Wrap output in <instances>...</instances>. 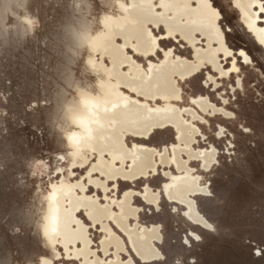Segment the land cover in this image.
Listing matches in <instances>:
<instances>
[{
	"label": "rangeland",
	"instance_id": "1",
	"mask_svg": "<svg viewBox=\"0 0 264 264\" xmlns=\"http://www.w3.org/2000/svg\"><path fill=\"white\" fill-rule=\"evenodd\" d=\"M161 2L177 3L175 10L183 11L188 6L196 10L195 16L183 22L207 20L213 24L214 34L203 37L199 33V42L191 43L176 30L148 23V48H140L134 41L132 47L126 48L139 68L124 63L121 70L139 80L143 75L150 76L155 65L188 59L195 67L193 72L204 70L211 76L209 83L221 89L213 95L184 82L189 75H175L177 97L157 98L149 104L152 110L159 104L176 107L181 113L200 101L195 99H206L203 95H207L211 102L232 113L228 118L213 111L194 116L181 113L197 129L191 146L216 151V162L209 167L201 158L190 163L194 174L202 178V185L209 189L207 195L193 197L198 212L212 226L207 229L185 218V207L177 211L164 197L159 202L162 211L156 213L137 196H145L149 189L159 195L166 193L173 181L184 176L174 164L165 166L157 161L156 169L135 182L109 180L96 171L102 167L101 154L80 146V138L84 137L94 142L97 150L98 146L102 148L106 138L101 132L113 129L112 120L97 112L99 103L111 114L130 100L141 103L137 88L123 86L115 79V62L101 51L109 44L114 26L128 20L139 23L130 19L128 10L138 8L164 15L167 9L161 7ZM190 2L0 0V264H46L47 260L53 264L85 263L82 256H74L81 248L79 244L70 246L68 253L63 242L51 237L62 222L61 210L55 203L61 194L67 196L66 209L75 218L71 227L77 228L81 222L89 226L91 247L96 252L101 240L113 233L104 231L103 223L91 222L82 205L73 210L72 202L77 198L94 199L107 206L131 194L132 205L140 209L132 222L165 225L163 240L158 244L164 259L146 264H184L189 254L192 264H264V255L255 254L264 248V28L240 0H215V7L208 0ZM229 28L230 33L224 31ZM117 43L124 45L123 38H118ZM158 47L170 49L164 59L156 54ZM239 48L247 51L249 63L241 66L233 55L232 60L237 61L234 67H240L236 76L221 79L207 72L209 64L223 72L221 53L227 57L229 50ZM200 50L216 55L220 68L209 59H199L195 53ZM234 79L242 87L233 84ZM230 87L236 91L231 92ZM221 99L229 103L221 105ZM93 127L101 130L94 131ZM218 127L226 128L224 139L216 138ZM173 130L158 131L150 145L162 151L164 146L179 144V131ZM228 137L231 141L225 142ZM180 145L184 143L180 141ZM130 150L134 152L132 146ZM79 152L89 158L90 165L79 166L83 164L77 158ZM98 180L107 187L97 185ZM79 182L87 186L85 192L78 189ZM173 208L175 213L170 211ZM114 210L120 212L116 206ZM115 212L110 214L117 215ZM110 224L113 232L123 235L112 221ZM185 230L202 234L190 250L181 247ZM92 258L93 255L91 260L95 261Z\"/></svg>",
	"mask_w": 264,
	"mask_h": 264
},
{
	"label": "bare ground",
	"instance_id": "2",
	"mask_svg": "<svg viewBox=\"0 0 264 264\" xmlns=\"http://www.w3.org/2000/svg\"><path fill=\"white\" fill-rule=\"evenodd\" d=\"M195 1L200 2V0H191L190 3ZM128 2L132 3V0H128ZM178 2L179 1H177V3ZM246 2L250 3L251 0H240L242 7L248 13L255 16V9L248 8ZM177 3L170 5L169 3L161 2V7L167 9L164 15L150 14L138 8H131L128 10L130 14L128 16L130 19L138 20L139 23L134 24L128 20L122 26H114L111 39L108 40L109 44H107L102 51L100 50L103 55L113 58L115 62V71L117 72L115 79L120 81L123 86L137 88L139 91L138 95L141 97V103L130 100L124 105H118L117 108L113 110V114L103 108L101 103L96 106L97 112L101 116L112 120L111 125L113 129H106V131L103 129L105 132H101L102 137L105 136L106 138L102 143V148L99 149L98 146L97 150V145L94 142L84 137L80 138V146L84 150L88 152L96 150L98 155L101 154L103 159V162H101L102 167L98 166L96 171L100 170L109 180L126 179V181L135 182L140 177H145L150 171L156 169L158 165L157 161H159V164L165 166L174 164L177 171L187 169L191 172L192 168L188 166V160H185L183 155L188 159L201 158L204 160L205 166L207 167L216 162V151L213 148V150L204 151L197 150L194 145L191 146L197 129L193 124L187 123V120L185 121L182 118V114L184 116H194L202 112H217L220 106L211 102L208 98H200L201 96L195 99L200 101L197 102L194 107H185L181 112L182 114L176 107L171 108L169 106L165 107L157 104L156 108L152 110L149 106V104L155 102L157 98L169 100L177 97L179 88L175 75L180 78L190 75L189 73H192L195 69L190 60L182 59L178 62L168 60L165 64L155 65L152 67V71H149L151 73L150 76L144 78L146 75H143L142 79L139 80L130 78L121 70V65L124 63L130 65L134 69L139 68V65L133 61L132 56L128 54L126 48L132 47V41L139 43L141 46L140 48H148L149 42L146 33V25L148 23L164 25L171 30H176L189 38L191 43L199 42L196 36L199 33V35L202 34L203 37L214 34V26L207 20L200 19L196 23L183 22L195 16L197 11L189 6L183 11L177 10V8L175 10ZM169 14H173L174 16L171 17ZM118 38H123L124 45H119L120 43H117ZM197 54L199 59H209L220 68L216 55L212 56L210 53L203 50H200ZM94 128L95 127L92 128L94 131L101 130L100 128ZM168 129H177V131H179V144L175 143L171 146H164L162 151L150 145L154 134L158 131ZM127 132L131 134L130 137L126 136L128 134ZM180 141L184 142V146L182 145L181 147ZM185 143L188 146H186ZM129 146L134 148V152H131ZM108 157L110 160L107 159ZM77 158L83 160V164L79 165L80 167L90 165V160L84 153L79 152ZM117 160L118 164L115 165V161ZM167 175L170 176L171 173L168 171ZM195 176L186 174L177 178L167 189L165 197L168 201L189 204L190 207H187L186 211L189 213L191 222H198L206 229L211 228V224L198 212L193 197H191V193L209 192L207 186L200 183L198 184V179ZM96 184L101 187H107L106 183L101 180L96 181ZM77 186L78 189L83 192L88 189L82 182H79ZM130 195L131 194H128L124 201L112 200L110 205L107 206L100 205L98 201L94 199L77 198L72 202L73 204L71 207L73 210L77 209L78 204L82 205L81 207L88 211L86 216L91 222L98 224L103 223L102 226L104 231L107 233L111 231V233H113L101 240L100 249L96 252V250L91 247L92 239L90 237L89 226L81 222L77 228L71 227L75 218H73L70 211L66 209L67 196L61 194L56 198L55 203L61 210L62 222L60 226L56 227V230L52 232V239L55 242H63L68 253L70 246L79 244L81 248L76 251L74 256H82L84 258L83 260H85L84 264H134V254L135 256H139V258L146 263L163 260L164 256L158 247V244H161L163 240L162 232L156 231L154 226L149 227L143 225L142 229H139L138 227H141L142 224H140V222H132L140 209L132 205ZM159 197V194L151 193L149 189L143 201L145 203L146 201L153 203V201H157ZM115 206L119 209V213L115 212ZM113 212L117 213V215L110 214ZM112 217H115V220H111L110 218ZM111 221L120 231L128 234V237H124L126 241L122 236L118 235L119 233L117 234V232L112 231L113 226L110 224ZM195 225H197V223ZM130 248L132 250H130ZM113 250H116V252H113ZM92 255V259H95V261L91 260ZM110 256L113 257L112 260H110ZM125 257H127V259H124ZM153 257H156V259H153ZM46 264L53 263L51 260H47Z\"/></svg>",
	"mask_w": 264,
	"mask_h": 264
},
{
	"label": "snow or ice",
	"instance_id": "3",
	"mask_svg": "<svg viewBox=\"0 0 264 264\" xmlns=\"http://www.w3.org/2000/svg\"><path fill=\"white\" fill-rule=\"evenodd\" d=\"M208 3H211L214 6L215 0H208ZM246 6L248 8H254L255 9V16L259 20V22L261 24V28H264V0H251L250 3L246 2ZM236 7L239 8V7H241V5H236ZM224 31L227 33H230L231 29L230 28L224 29ZM262 42H264V41H262ZM161 43H163V42L161 41ZM169 50L170 49L168 47H163V48L158 47L156 54H158L161 57V59H164L165 52L169 51ZM181 55H183V53H181ZM233 55H235L238 58V62L241 66L249 63V60L247 59V51L245 49L239 48L236 50H229V54L227 55V57H225L223 55V53H221L220 59L223 62V64H222L223 72H220L215 68H212L210 64L208 66L207 72H211L212 74L220 77L221 79L227 78L229 76H236L240 72V67H234V65L237 63V61L232 60ZM189 59H191V57H189ZM210 80H211V76L206 75V72L204 70H199L197 72H193L191 75L186 77L184 82H186L187 84H190L193 88H200L202 90H208L213 95H215V93L217 91H220L221 89L218 87V85L216 83L210 84L209 83ZM232 83L236 84L239 87H242L238 80L234 79V80H232ZM229 90L233 93L236 91L235 88H231V87ZM233 99H234V96H233ZM228 103H229V101L227 99H221V105H227ZM217 112L222 114L225 118L232 116V113L226 112L224 107L218 108ZM225 135H226V128L218 127L216 130V138L217 139H224ZM229 141H231V137H228L227 141H225V142H229ZM229 146L234 147V145H232V144H230ZM152 211H154L156 213H160L162 211V205L159 204L158 200L153 201ZM170 211L175 213L176 209L173 208V209H170ZM183 215L185 216V218H189V213L187 211H184ZM196 223H197L198 227L203 228V225H201L198 222H196ZM164 227H165V225L161 222V223L156 224L155 230L162 232ZM201 237H202V234L199 232H196L195 230H193L192 232H188L187 230H185L184 235L181 236V238H180L181 247L184 250H190L193 247V245H195L196 243H198L201 240ZM62 251H63V249H61V252ZM255 254L257 256L264 255V248L257 249ZM134 256H135V254H134ZM124 259H127V257H125ZM153 259H156V257H153ZM134 264H146V262L142 261L139 258V256H135ZM184 264H192L190 254L184 257Z\"/></svg>",
	"mask_w": 264,
	"mask_h": 264
},
{
	"label": "crops",
	"instance_id": "4",
	"mask_svg": "<svg viewBox=\"0 0 264 264\" xmlns=\"http://www.w3.org/2000/svg\"><path fill=\"white\" fill-rule=\"evenodd\" d=\"M186 160H188V162H187V164H188V166L189 167H191L190 166V163L194 160V159H186ZM201 162H202V159H201ZM204 162V161H203ZM204 165H205V163H203ZM213 164V163H212ZM211 168V167H210ZM204 169H206V168H204ZM183 171V175H186V174H192L193 176H195V174H194V170H193V168H192V171L191 172H189L187 169H185V170H182ZM197 179H198V184L200 183V184H202L201 183V180H202V178L201 177H199V176H195ZM192 194V196L191 197H195V195L197 196V195H207L208 193H203V192H201V193H191ZM144 194H142L141 196L138 194L137 196H139L140 198H142V200H144V198H145V196H143ZM165 195H166V193H164V194H160V197H159V199H158V201L160 202L161 200H162V198L164 197L165 199H166V197H165ZM167 200V199H166ZM146 201V200H145ZM168 201V200H167ZM168 202H170V203H172V204H174L175 206H176V208L178 209L177 211H179L180 210V208L181 207H185L186 208V210H187V207H190L189 206V204H187V203H183V202H175V201H168ZM146 204H150L151 205V207H153V203H151V202H147L146 201ZM196 206V205H195ZM185 210V211H186ZM130 221H132V220H130ZM196 224V223H195ZM145 226H149V227H155L156 225H145ZM142 227H143V224L141 225V227H138L139 229H142ZM123 233V235H119V236H122L123 238L124 237H128V234L126 233H124V232H122ZM125 234V235H124ZM127 235V236H126ZM124 240H125V238H124ZM126 241V240H125ZM127 243V242H126ZM128 244V243H127ZM129 245V244H128ZM130 250H132L131 248H130ZM116 252V250H113V252ZM121 253H124V252H122V251H120ZM119 252V253H120Z\"/></svg>",
	"mask_w": 264,
	"mask_h": 264
},
{
	"label": "flooded vegetation",
	"instance_id": "5",
	"mask_svg": "<svg viewBox=\"0 0 264 264\" xmlns=\"http://www.w3.org/2000/svg\"><path fill=\"white\" fill-rule=\"evenodd\" d=\"M195 55H197V52L195 53ZM203 96H205V98H208L210 101H212V99L211 98H209V96H207V95H203ZM184 143V142H183ZM207 150V149H206Z\"/></svg>",
	"mask_w": 264,
	"mask_h": 264
}]
</instances>
